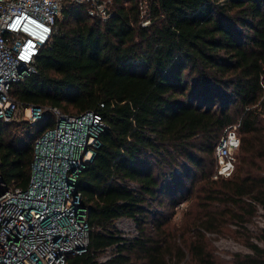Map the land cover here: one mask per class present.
<instances>
[{"label": "trees", "instance_id": "16d2710c", "mask_svg": "<svg viewBox=\"0 0 264 264\" xmlns=\"http://www.w3.org/2000/svg\"><path fill=\"white\" fill-rule=\"evenodd\" d=\"M147 3L150 24L143 27L136 0H113L105 22L66 0L34 73L11 85L21 104L100 118L97 146L75 181L88 209V244L63 264H176L185 257L187 264H264V228L245 226L255 212L252 202L264 208V0ZM238 120L239 166L218 180L215 195L222 197L223 216L247 235L251 253L217 260L202 229L219 232L222 216L195 217L197 233L185 235L153 210L163 206L161 196L176 203V166L192 180L190 171L205 166L200 153L210 158L212 173L214 145ZM54 122L49 111L34 124L0 121L6 187L27 186L33 143ZM119 216L136 222V237L112 228ZM107 248L110 258L99 260Z\"/></svg>", "mask_w": 264, "mask_h": 264}, {"label": "built area", "instance_id": "2783aa9c", "mask_svg": "<svg viewBox=\"0 0 264 264\" xmlns=\"http://www.w3.org/2000/svg\"><path fill=\"white\" fill-rule=\"evenodd\" d=\"M85 7L101 22L111 18L113 0H69ZM66 0H0V121L34 124L45 112L55 122L33 144L29 181L25 188H8L0 176V264H63L68 253H81L88 244V209L75 181L91 159L101 130L97 114L72 116L55 107L24 105L10 95L11 85L34 73L33 63L49 42ZM140 25L150 24L149 0H136ZM240 120L225 126L213 148V180L230 178L240 148ZM255 207L250 231L264 228V208ZM112 228L124 238L138 235L136 222L117 217ZM202 231L214 251L229 257L240 245L214 231ZM257 243V241H255ZM244 253H251L249 247ZM110 258L107 248L99 260Z\"/></svg>", "mask_w": 264, "mask_h": 264}, {"label": "rangeland", "instance_id": "374dc122", "mask_svg": "<svg viewBox=\"0 0 264 264\" xmlns=\"http://www.w3.org/2000/svg\"><path fill=\"white\" fill-rule=\"evenodd\" d=\"M60 18V17H59ZM22 122V121H19ZM34 144V143H33ZM198 157L203 156L204 159V169L201 171L199 169H192L190 171V176L193 177L192 180H187L183 177L181 172L183 170L182 165L176 166L173 171L171 180L178 181L180 184V188H175L174 199L176 203L172 206L168 205V198L166 196H161L163 206L156 207L153 213H156L158 216H165L168 226H177L184 228L185 235H191L190 233H197L194 228L195 217L197 218L200 216H210L211 214H216V216H222V222L220 223L219 228L217 230L218 234L235 241L240 247L236 252L230 253L229 257L221 256L219 254L217 260H228L231 259L232 256L235 254H243L245 248L249 247L244 241H246V234L239 231L237 228V224L231 222L229 216H223L221 211L223 210L224 203L222 201V197L220 194L217 196L215 195V191L219 190L220 188V179L213 180L211 178V161L210 158L206 155H201L197 153ZM241 158L240 152L237 155V161L235 164V169L232 173L235 174L238 166L239 160ZM231 175V176H232ZM169 181V180H168ZM215 181V182H213ZM171 182V181H170ZM168 187L171 184L166 181ZM216 198V199H215ZM189 231V232H188ZM253 232V231H252ZM256 232V231H255ZM204 241L211 252L209 241L205 238ZM252 241H256L254 237L251 238ZM220 257V258H219ZM188 257H185L183 260L179 261L176 264H187L186 260ZM222 258V259H221ZM233 260V259H232ZM173 264V263H171Z\"/></svg>", "mask_w": 264, "mask_h": 264}, {"label": "water", "instance_id": "95a60500", "mask_svg": "<svg viewBox=\"0 0 264 264\" xmlns=\"http://www.w3.org/2000/svg\"><path fill=\"white\" fill-rule=\"evenodd\" d=\"M92 155H93V153H92ZM92 157V156H91Z\"/></svg>", "mask_w": 264, "mask_h": 264}]
</instances>
